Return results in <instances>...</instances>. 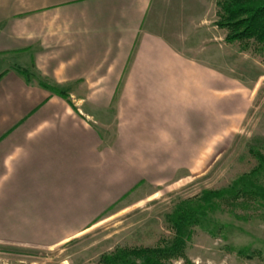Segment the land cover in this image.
I'll return each instance as SVG.
<instances>
[{
    "label": "crops",
    "instance_id": "1",
    "mask_svg": "<svg viewBox=\"0 0 264 264\" xmlns=\"http://www.w3.org/2000/svg\"><path fill=\"white\" fill-rule=\"evenodd\" d=\"M154 1L0 0L13 62L0 71V246L72 239L161 183L171 154L200 151L202 121L217 125L195 65L151 31Z\"/></svg>",
    "mask_w": 264,
    "mask_h": 264
},
{
    "label": "rangeland",
    "instance_id": "2",
    "mask_svg": "<svg viewBox=\"0 0 264 264\" xmlns=\"http://www.w3.org/2000/svg\"><path fill=\"white\" fill-rule=\"evenodd\" d=\"M217 2L155 0L149 21L195 65V82L215 103L217 125L206 132L202 121L200 151L171 154V172L161 183L140 185L131 202L70 240L36 250L0 246V264H98L117 249L161 248L174 237L171 216L185 207L197 222L182 255L166 264H264V201L247 194L254 189L246 185L244 193H226L257 167V155L264 158V43L225 42ZM12 63L0 57V71ZM262 172L253 185L264 191Z\"/></svg>",
    "mask_w": 264,
    "mask_h": 264
},
{
    "label": "trees",
    "instance_id": "3",
    "mask_svg": "<svg viewBox=\"0 0 264 264\" xmlns=\"http://www.w3.org/2000/svg\"><path fill=\"white\" fill-rule=\"evenodd\" d=\"M219 8L218 17L220 28L228 30L225 42L233 41H253L257 44L264 43V0H218ZM18 72L28 77L24 70L16 68ZM41 86L51 93L67 99L68 96L64 91L41 84ZM259 163L255 169L244 177L238 179L227 190V194L244 193L245 185L254 189L249 191L252 197L259 201H264V191L259 185H253L261 177L264 169V158L257 155ZM221 192H210L209 195L221 197ZM205 197L204 200H209ZM192 212L188 208L179 209L174 212L170 218L171 227L174 231V237L169 244L157 248H132L117 249L111 254L101 256L98 264H166L168 259L182 255V248L185 240L189 237V227L195 222ZM197 222V221H196Z\"/></svg>",
    "mask_w": 264,
    "mask_h": 264
}]
</instances>
